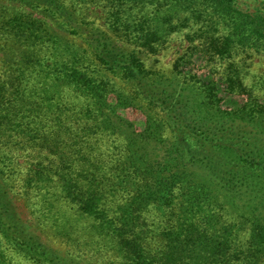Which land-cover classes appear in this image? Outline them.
<instances>
[{
  "label": "rangeland",
  "instance_id": "1",
  "mask_svg": "<svg viewBox=\"0 0 264 264\" xmlns=\"http://www.w3.org/2000/svg\"><path fill=\"white\" fill-rule=\"evenodd\" d=\"M58 1L74 15L75 24L91 34L72 35V31L49 20L40 10L0 0V203L4 206L0 207V219L4 218V210L9 209L23 226L24 234L18 242L36 244L37 250L48 253L50 259L59 257L68 264H127L110 236L99 231V220L83 213L77 203L70 201L67 192L85 196L98 177L101 190L105 189L103 184L107 180L116 179L113 174H119L118 181L130 175L131 180L149 186L167 178L168 171L183 179L171 200L176 215H184L186 205L182 202L187 197L203 191L199 206L179 222L180 240L198 245L208 244L207 238L215 242L212 244L264 242V234H251L250 225L252 218L264 210L262 192L255 195L256 202L248 199V187L245 190L238 185L239 194H231L230 187L223 185L226 177L210 171L211 164L207 163L208 154H213L227 157L224 164L248 163L256 158L259 167L264 166V133L259 131H264V51L238 48L221 58L212 49L220 33L198 36L191 29L172 33L160 45L139 47L132 35L113 25L115 1ZM261 2L235 0V8L254 13L261 9ZM138 9L129 10L124 17L151 12L150 7L136 13ZM14 19L28 26L35 24L39 28L37 39L19 40L11 25ZM88 36L106 40L115 48L109 62L122 54L138 64L139 73H133L137 78L126 83L125 76L111 73L108 65L96 60L86 48ZM44 47L49 49L45 51ZM57 47L58 51L50 50ZM65 50H72L74 58L85 51L84 69L88 68L93 78L99 76L109 81L113 92L104 97L94 93L90 100L99 104L105 101L114 108L107 129L101 116L82 119L73 115L89 102L82 94L77 96L74 83L62 80L61 76L45 82L39 79L37 72L62 69L57 58L63 62L67 58ZM53 53L59 57L55 58ZM139 78L143 80L137 85ZM143 83L149 87H142ZM152 89L156 93H146ZM163 96H169L175 112L158 100ZM129 99L133 100L130 108L116 107ZM147 118L152 123L150 129L145 124ZM131 124L132 129L128 128ZM128 135L137 140L125 149L123 139ZM196 136L205 143L195 144ZM184 137L193 143L187 145ZM234 149L240 151L239 156L229 154ZM96 165L100 166L97 175ZM157 167L169 169L155 178ZM260 176L264 181V173ZM65 178L72 184L69 191L64 187L68 183ZM220 182L224 187L214 186ZM138 188L136 184L129 189L139 191ZM208 193L213 198L208 199ZM111 197L122 199L121 195ZM144 215H155V209H145ZM161 219L158 217V221ZM2 223L8 224L0 227V263L34 264L29 256L16 252L10 245L13 242L9 235L16 234V227L8 221ZM167 225L159 227L168 231ZM150 229L144 245L148 251H156L170 238L160 228L159 232Z\"/></svg>",
  "mask_w": 264,
  "mask_h": 264
},
{
  "label": "trees",
  "instance_id": "2",
  "mask_svg": "<svg viewBox=\"0 0 264 264\" xmlns=\"http://www.w3.org/2000/svg\"><path fill=\"white\" fill-rule=\"evenodd\" d=\"M7 1L17 2L31 10H40L49 20L56 21L66 29H69L70 32L72 31V35L84 36L91 34V32H84L81 26L75 24L74 15L58 0ZM112 1H115L117 5L116 11L111 16L113 25L117 30H123L125 34L132 35V41L139 47H154L155 44L160 45L172 33L183 29H191L193 30V35L196 34L198 36L220 33L221 35L218 36L217 43L212 49L215 51L214 54H219L221 58L224 55L227 56L232 54L233 51L238 48H253L256 51H264V0L261 2V9L254 13L242 12L236 9L235 0ZM147 7L151 8V12L139 16L124 17L130 13H128L129 10L139 8L136 13H140ZM11 25L15 31L14 35L17 37L19 36V40L33 42L37 39L36 31L39 30V28H37L35 24L32 23V25L28 26L14 19V23H11ZM86 39L85 45L86 48L89 49L90 54L93 53L96 60L102 62L105 66L108 65L111 73L115 71L118 75L125 76L127 80L126 83H130L132 80L134 81V78H137L133 73H139V71L136 70L138 64L133 63L131 59H125L126 57L122 54L120 58L113 60V62H109L114 53H116L115 48L106 40H94L92 36H88ZM40 43V45H42L44 42L41 41ZM44 48L43 50L45 51L49 49L48 47ZM58 49L59 47L50 50L58 51ZM65 52L67 53V58H64L63 62L57 58L62 69H50L48 71L42 70L37 72V74H39V79L45 82L50 80L51 77L58 78L61 76L62 80L66 79L74 83L77 87V96L82 94L89 102L85 103V105L81 107L79 111L73 113V115H78V117L82 119L84 117L92 119L95 116H101L105 129H107L108 125L106 123L110 121V113L114 111V108L108 106L105 101L99 104L98 102L93 103L90 100L91 97L94 96V93L99 94L100 97H104L108 92H113L112 87H109V81L106 79L103 80L99 78V76L93 78L88 74V68L84 69L83 67L85 51L82 52L83 56L80 55L77 56V58L72 56V50H65ZM54 55L55 58L59 57L58 54ZM50 56L53 58L52 54H50ZM24 70L29 69L25 68ZM129 75L132 76L131 79ZM142 80L143 79H140L137 85L142 83ZM234 81L230 82L234 83ZM144 85L148 86V84L143 83L142 87H144ZM147 92L149 94H154L156 90H146V93ZM158 100L166 103L168 109L172 107L171 110L175 112V110H173L174 104L170 101L169 96H163ZM132 101V99H129L128 102H119L116 104V107L125 110L132 106ZM145 124H147L148 129L152 127L149 118H147ZM263 125L264 122L261 124V129H263ZM132 127H134L132 124L128 126L130 129H132ZM259 131L264 133L262 130ZM133 132H135V130H133ZM129 134L134 135L133 133ZM152 137L150 138L154 139L156 136ZM136 138L128 135L127 138L123 139L125 149L131 147L133 142L137 140ZM196 138L198 140L194 142L195 144L204 142V139L198 136H196ZM183 139L186 141L187 145L193 143L191 142L192 139L189 137H184ZM234 151L235 152H230L229 154L232 156H239L240 151L235 149ZM249 153L252 154V152ZM255 159L256 158H252L248 163L238 162L237 165H232L224 164L226 160H228L227 157L223 158L219 155L215 157L213 154H208L207 163L211 164L210 171L226 177V183L223 185L230 187L231 194L232 192L239 194L237 191L238 185H240V187L244 186L245 190L248 187L249 192H251L249 193L248 199L256 202V196L259 192H262V195H264V181L260 176V174L264 173V166L259 167L260 164L255 162ZM116 168L120 169V166H116ZM167 169L169 168L157 167L155 172L159 177L157 176L155 178H160L163 174L162 172ZM95 170L96 175L100 173V166L96 165ZM170 173L172 172L168 171L167 175L169 176L167 178L159 179L157 183L153 182L149 186L141 185L135 179L131 180L130 175L118 181L119 178L117 177L119 174H113L116 179L107 180L103 184L105 189L102 190L98 177L91 183V186L94 187L90 188L91 192L89 194L79 197L78 195L67 192V195L71 202H75L79 205L83 213L94 216L96 220H99V231L104 235L110 236V240L117 246L118 251L127 264H261L262 253H264V242H261V244H212L215 242L207 238L208 244L198 245L186 244L182 239L180 240L181 224L179 222L185 214L191 213L194 208L199 206L201 203L199 196L203 191L194 192L187 197L182 202L183 205H186L184 215H176V211L172 208L171 200L183 185V179L181 176L175 177ZM64 181L68 182L64 183V187L69 191L72 187L71 181H68L66 178ZM136 184L140 187L138 188L139 191L129 189L132 185ZM218 185L224 187L221 182L214 186L217 187ZM75 188H78V186H75ZM78 192L82 193L81 190ZM116 195H121L122 199L117 201L111 197ZM1 196L2 192L0 191V201ZM207 198L210 199L213 198V196L208 193ZM113 199L115 201L114 207H112L114 205ZM235 201L236 204L239 205V201L236 200V198ZM244 206L247 207L248 204L244 203ZM0 207H4L2 203H0ZM147 208L155 209V215L145 216L144 212ZM8 210L9 209L4 210L6 213L3 214L4 218L2 220L11 223L12 227H16V234L9 235L13 242V244L10 245L16 252L21 253L25 257L29 256L34 264L36 262H41L42 264H68L67 261L63 262L59 260V257H52L50 259L48 253L44 251L41 253V251L37 250L36 244H22L18 242L20 235L22 233L24 234V229H22L23 226L15 221V218H13V215ZM174 215H176V219L173 222L172 219ZM158 217L162 219L158 221ZM252 219L254 221L252 220V224H250L252 227L251 234L256 231L264 234V210ZM2 220L0 219V227L8 224H3ZM165 224H168V227H166L169 228L168 231L164 227H159ZM156 225L158 226L156 227ZM150 227L154 229L155 232L164 231V236L168 239L170 238L156 251H151L152 249L148 251V248L144 245L146 233L151 231ZM158 228H160L159 231ZM149 235H152V233ZM192 235H195V233ZM12 236H14L15 239L12 238ZM262 239H264V236H262Z\"/></svg>",
  "mask_w": 264,
  "mask_h": 264
}]
</instances>
